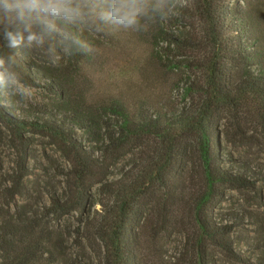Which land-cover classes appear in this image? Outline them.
<instances>
[{
    "label": "trees",
    "instance_id": "trees-1",
    "mask_svg": "<svg viewBox=\"0 0 264 264\" xmlns=\"http://www.w3.org/2000/svg\"><path fill=\"white\" fill-rule=\"evenodd\" d=\"M192 7L205 23L206 39L214 48V55L205 66L207 88H198L205 92L206 98L196 107L174 105L162 96L152 99L131 92L93 99L85 90L76 88L73 79L64 72L66 67L62 72H54L33 61L23 66L26 81L50 91L56 102L50 106L22 104L15 114L0 108V120L16 135L22 153H27L23 147L28 146L23 142L25 134L40 133L56 139L71 154L68 194L51 198L49 213L57 220L72 211L84 210L89 190L102 182L100 188L106 194V201L101 202V208L92 217H83L75 231L99 242L97 264H144V239L140 228L149 201L158 199L175 205L189 204L193 211L198 232L197 258L193 264H216L209 248L203 246L207 241L240 259L230 239L235 225L219 224L217 218L208 213V206L217 196L223 195L219 186L254 187L256 183L257 176L252 177L246 171L248 168L221 165L227 157L220 149L217 123L219 114L227 107L247 100L264 105V32L260 29L259 16L253 17L247 9L229 0H192ZM175 15L169 17L177 19ZM169 17L144 32H151L153 38L165 36L163 39L176 43L178 49L187 47L189 43L185 37L164 29V21ZM131 37L130 32L123 30L112 36L84 33V38L96 48L101 40L120 44ZM160 49L168 52L169 46H160ZM152 55L159 57L157 51ZM92 56L61 55L69 63L75 60L73 68L89 64ZM240 65L242 72L233 75V67ZM190 91L192 87L185 93ZM106 115L115 120L104 118ZM262 121L264 124V115ZM111 123L116 125L112 127ZM78 130L83 131L82 136H78ZM83 138L94 145L85 147ZM190 141L197 147L203 170L199 188H194L193 178L185 174L191 161ZM135 150L139 151V158L131 160L127 167H117L119 170L114 172L115 162ZM112 157L114 161L111 162ZM110 175L114 178L109 179ZM165 205L163 203L164 209ZM167 206L172 207L170 203ZM165 215L161 218L163 224ZM232 218L237 221L236 217ZM158 234L161 235L160 230L154 237ZM28 243L16 264H53L56 261L87 264L68 256L58 232ZM54 244L62 252L52 251L49 245Z\"/></svg>",
    "mask_w": 264,
    "mask_h": 264
},
{
    "label": "rangeland",
    "instance_id": "rangeland-1",
    "mask_svg": "<svg viewBox=\"0 0 264 264\" xmlns=\"http://www.w3.org/2000/svg\"><path fill=\"white\" fill-rule=\"evenodd\" d=\"M230 2L247 9L253 17L259 16L260 29L264 32V0ZM182 3L183 7L178 6L174 10L177 19L169 17L164 21V29L185 37L189 43L187 47L178 49L176 43L164 40L165 36L153 38L151 32H130L132 37L120 41V44L99 41L98 51L89 64L73 68L75 60L69 63L62 57L56 66L40 58L34 61L54 72H62L66 67L64 72L73 79L76 88L85 90L93 99L131 92L152 99L162 96L174 105L194 108L206 98L205 92L198 88H207L208 71L205 66L213 57L214 48L206 39V25L192 7V0H182ZM160 46H169V51H161ZM156 51L159 57L152 55ZM242 69L241 65L235 66L232 74H240ZM190 87L192 91L186 94ZM32 91V99L24 104L50 106L56 102L54 95L43 87L32 86ZM263 115L264 105L247 100L227 107L218 116L220 149L227 157L221 165L248 168L245 170L252 177H257L254 187L219 186L223 195L217 196L208 206V213L217 218L219 224L235 225L230 239L235 255L240 258L232 257L209 241L204 242L203 246L209 248L208 252L216 264H264ZM104 118L115 120L111 115ZM77 133L78 136L83 135L81 130ZM25 137L23 142L28 146H23L27 150L24 154L14 132L0 120V264H16L23 256V248L29 246L28 241L35 243L48 233L54 236L55 232L64 242L63 249L68 251V256L87 264L99 263V242L75 231L83 217H92L101 208V202L106 201V194L100 188L102 182L89 190L84 210L72 211L57 220L49 213L51 198L52 195L62 198L68 194L67 173L72 167V156L49 135L27 133ZM83 139L85 147L94 145ZM190 151L191 161L185 174L193 178L192 186L199 188L203 170L193 141H190ZM138 152L135 150L118 159L114 172L119 170L117 167H127L131 160L139 158ZM149 202L140 228L144 239V264H193L197 258L198 232L189 204L175 205L161 199ZM163 203L166 204L165 209ZM167 203L172 207L169 208ZM164 213L165 224L161 221ZM232 217L237 221L234 222ZM158 230L161 235L154 237ZM49 247L54 252H62L55 244ZM49 257L54 255L49 254ZM53 264L64 263L56 261Z\"/></svg>",
    "mask_w": 264,
    "mask_h": 264
},
{
    "label": "clouds",
    "instance_id": "clouds-1",
    "mask_svg": "<svg viewBox=\"0 0 264 264\" xmlns=\"http://www.w3.org/2000/svg\"><path fill=\"white\" fill-rule=\"evenodd\" d=\"M182 0H0V108L9 114L32 99L23 66L36 58L94 55L84 33L112 36L148 31Z\"/></svg>",
    "mask_w": 264,
    "mask_h": 264
}]
</instances>
